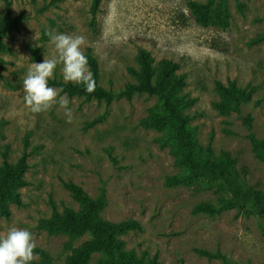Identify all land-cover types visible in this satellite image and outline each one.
<instances>
[{"label":"rangeland","instance_id":"obj_1","mask_svg":"<svg viewBox=\"0 0 264 264\" xmlns=\"http://www.w3.org/2000/svg\"><path fill=\"white\" fill-rule=\"evenodd\" d=\"M211 2L208 23H198L190 4ZM91 5L0 0V23L17 19L0 37V172L27 154L21 203L6 202L0 235L27 228L37 244L30 264H66L91 240L50 229L67 209L85 211L66 187L74 184L92 200L103 197L99 218L119 227L113 240L139 264L155 255L159 264H264V216L250 205L217 211L230 197L228 184L192 174L168 132L147 122L161 113L156 96L118 95L137 83L131 70L139 71V50L156 70L178 64L192 138L202 152L233 159L239 179L264 196V161L253 145L264 143V0H101L95 15ZM50 32L85 37L82 50L97 62L98 85L117 94L111 103L68 96L71 123L58 105L39 114L25 106L28 69L57 55ZM61 68L50 87L72 83ZM217 84H233L248 100L222 108ZM129 221L141 230L123 227ZM89 264L124 263L95 254Z\"/></svg>","mask_w":264,"mask_h":264},{"label":"trees","instance_id":"obj_2","mask_svg":"<svg viewBox=\"0 0 264 264\" xmlns=\"http://www.w3.org/2000/svg\"><path fill=\"white\" fill-rule=\"evenodd\" d=\"M56 1L52 0L53 3ZM100 2L101 0H92L91 13L93 15L97 12ZM211 4L212 2L209 5L190 4L198 23H208ZM16 26L17 19L11 20L7 17L0 23V37L7 30ZM87 59L88 66L96 81L94 92L89 94L85 91L83 85L72 83L52 81L50 82L51 85L55 88H63L64 93H67L69 97L79 96L84 97L86 100L103 101L106 104L111 103L117 94L98 85L97 62L91 57H87ZM137 60L139 71L131 70L132 74L137 78V83L126 85L118 95L127 99L135 93H146L156 96L161 113L153 116L147 122L159 128H164L168 132V138L174 142V146L183 161L182 163L188 167L192 174L214 181L224 180L228 184L230 197L223 201L220 210L217 211L250 205L257 214L264 216L263 194L247 186L239 179L234 171V160L227 155L214 157L210 151L202 152L192 138L190 129L187 126L188 118L183 114L187 103L183 97L179 96L184 83L183 78L175 74L179 69L178 64L166 61L161 64L159 70H156L152 67V59L149 53L144 50H139ZM217 90L226 101L221 105L222 108L229 109L234 104L236 109L240 103L246 102L249 97V93L236 89L233 84L228 87L217 84ZM97 121L94 120L90 125ZM253 145L257 155L264 161V143L253 141ZM26 159L27 154L23 153L15 165L10 166L4 163L0 172V216L9 214L6 202L21 203L17 190L26 185L23 177L27 168ZM66 187L85 206V211L80 216H76L70 209H67L66 215L55 220L50 225V229L61 230L75 236H82L87 233L91 235V240L74 250L66 264H89L95 254L107 256L110 261L116 263L139 264L133 257L125 255L120 245L113 240V236L119 230V227L108 225L99 218V212L104 205L103 197L92 200L76 185L67 184ZM203 209L211 208L204 206ZM123 227L136 231L141 230V225L136 221H129ZM208 255L210 257H220L219 254ZM148 264H159L157 263V256H153Z\"/></svg>","mask_w":264,"mask_h":264},{"label":"clouds","instance_id":"obj_3","mask_svg":"<svg viewBox=\"0 0 264 264\" xmlns=\"http://www.w3.org/2000/svg\"><path fill=\"white\" fill-rule=\"evenodd\" d=\"M57 55L32 63L23 78V100L32 113L39 114L50 110L54 105L64 110L67 122L73 119L69 99L63 88L49 86L54 78L55 69L62 65L61 72L65 82L83 85L87 93L94 92L96 81L88 66V59L83 46V35L66 33H48ZM61 93H64L63 95ZM37 244L32 232L27 228L10 227L0 235V264H30L36 258Z\"/></svg>","mask_w":264,"mask_h":264}]
</instances>
